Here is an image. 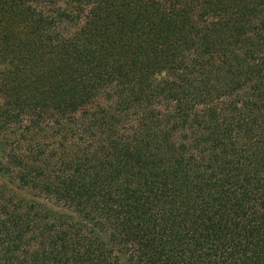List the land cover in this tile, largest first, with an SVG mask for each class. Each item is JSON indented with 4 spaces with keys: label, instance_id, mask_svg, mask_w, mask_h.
Listing matches in <instances>:
<instances>
[{
    "label": "trees",
    "instance_id": "1",
    "mask_svg": "<svg viewBox=\"0 0 264 264\" xmlns=\"http://www.w3.org/2000/svg\"><path fill=\"white\" fill-rule=\"evenodd\" d=\"M0 264H264V0H0Z\"/></svg>",
    "mask_w": 264,
    "mask_h": 264
}]
</instances>
